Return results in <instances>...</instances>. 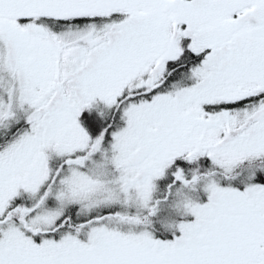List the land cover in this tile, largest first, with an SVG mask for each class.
<instances>
[{
    "label": "snow or ice",
    "instance_id": "obj_1",
    "mask_svg": "<svg viewBox=\"0 0 264 264\" xmlns=\"http://www.w3.org/2000/svg\"><path fill=\"white\" fill-rule=\"evenodd\" d=\"M0 264H264V0H0Z\"/></svg>",
    "mask_w": 264,
    "mask_h": 264
}]
</instances>
